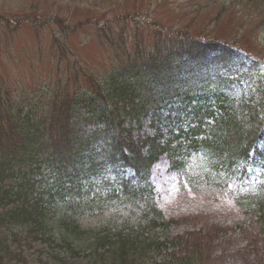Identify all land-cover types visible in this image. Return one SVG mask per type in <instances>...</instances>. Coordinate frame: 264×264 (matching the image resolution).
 <instances>
[{
	"label": "trees",
	"instance_id": "1",
	"mask_svg": "<svg viewBox=\"0 0 264 264\" xmlns=\"http://www.w3.org/2000/svg\"><path fill=\"white\" fill-rule=\"evenodd\" d=\"M244 1L261 9L264 24V0ZM188 37L141 53L104 83L88 80L90 91L71 99L61 93L17 97L6 112L0 97V264H43L44 250L33 258L32 243L45 241L57 213L60 238L85 236L84 243L96 247L79 264H197L195 257L155 256L164 226L156 213L146 224L123 230L85 231L74 217L87 207L95 210V202L102 207L104 195L149 203L147 184L118 176L114 182L106 178L110 171L133 170L135 180L144 181L162 156L177 172L206 159L214 181L225 185L239 171L246 175L250 158L264 160L263 83L249 81L242 90L228 70V62L241 55ZM226 81L240 90L233 98ZM50 261L68 264L57 256Z\"/></svg>",
	"mask_w": 264,
	"mask_h": 264
},
{
	"label": "rangeland",
	"instance_id": "2",
	"mask_svg": "<svg viewBox=\"0 0 264 264\" xmlns=\"http://www.w3.org/2000/svg\"><path fill=\"white\" fill-rule=\"evenodd\" d=\"M262 15L260 8L251 9L244 0H0L4 109L10 112L11 100L17 97L30 100L61 93L71 99L83 89L90 91L88 80L104 83L110 72L134 63L141 53L147 56L156 46L170 48L176 41L187 42L188 36L218 43L217 49L222 43L231 44L230 50L243 58L233 59L231 66L228 62L233 76L236 69L247 68L248 82L264 83V73L259 71L264 68ZM224 88L231 98L240 91L227 81ZM158 160L146 180H135L149 184V203L165 226L159 231V244H163L157 258L195 257L197 264H264L263 230L255 214L260 206L264 213V190L259 189L264 179L253 175L248 183L237 181L223 189L213 180L215 169L203 159L200 166L190 164L179 175L168 170L163 157ZM120 172L110 171L106 178L116 182ZM107 198L102 207L95 204L98 210L95 206V210L85 209L79 220L82 228L120 226L123 230L125 225L141 226L153 216L145 202L134 204L127 196ZM50 228L48 242L32 243L33 258L44 249L43 264H55L50 260L56 255L68 262L79 261L89 252L87 244L73 242L72 246L68 236L62 241L57 221Z\"/></svg>",
	"mask_w": 264,
	"mask_h": 264
},
{
	"label": "snow or ice",
	"instance_id": "3",
	"mask_svg": "<svg viewBox=\"0 0 264 264\" xmlns=\"http://www.w3.org/2000/svg\"><path fill=\"white\" fill-rule=\"evenodd\" d=\"M249 71L250 70L247 68H238L235 70L237 81L245 87H250L248 80L244 78L245 73H248ZM259 71L264 73V68H261Z\"/></svg>",
	"mask_w": 264,
	"mask_h": 264
}]
</instances>
